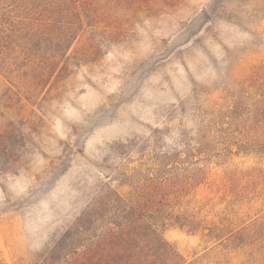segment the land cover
Returning a JSON list of instances; mask_svg holds the SVG:
<instances>
[{"label":"rangeland","instance_id":"1","mask_svg":"<svg viewBox=\"0 0 264 264\" xmlns=\"http://www.w3.org/2000/svg\"><path fill=\"white\" fill-rule=\"evenodd\" d=\"M75 2L0 0V264H264V157L213 132L171 225L139 231L135 263L118 257V194L197 149L203 112L264 73V0H86L81 19ZM37 9L50 24L27 40ZM259 122L232 138L264 140Z\"/></svg>","mask_w":264,"mask_h":264},{"label":"trees","instance_id":"2","mask_svg":"<svg viewBox=\"0 0 264 264\" xmlns=\"http://www.w3.org/2000/svg\"><path fill=\"white\" fill-rule=\"evenodd\" d=\"M76 1L74 5L80 19L82 17L86 18L88 13L85 8L86 0ZM43 11L37 9V12L28 14L33 16L23 17V24L31 26L29 33L26 35L27 40L30 39L32 34L34 35L35 32L40 31L42 26H49L48 20L40 17L44 13ZM66 31L59 40L56 39L60 47L57 46V50H54L53 58L54 60L59 58V64L66 58L68 49L76 37V34ZM43 38L41 37V40ZM58 67L59 65L56 68ZM249 89H252L254 93L250 95L248 93ZM247 101H250V104H247ZM263 115L264 73H260L252 78L247 88H242L232 95H228L222 102L214 103L210 109L203 112L202 123L206 122V127L204 128L205 132L202 130L200 133L198 139L200 142L196 141L198 143L197 149L185 145L183 153H164L162 156L156 157L145 175H142L141 170H138L132 177V181L136 183L140 177H143V185L132 187L127 197L118 194V257L122 254L131 253L130 262L135 263L140 256L131 248H135L141 242L139 231L142 228H147L156 239H160L159 230L171 225L173 216L166 212L164 208L171 202L170 200H175L180 190L186 188L187 179L184 180L181 172L184 170L183 167L190 163V159H194L203 152L200 147L202 146V140L205 141L207 135L212 132V134L220 135L221 139L226 141V151L228 153H231L230 151L234 147L237 153H250L264 157V140L255 136L244 137L240 141L232 138L234 127L242 128L243 131L252 130L250 125H253L254 128L259 126L261 124L259 119ZM8 135L7 132L0 134V158L2 159L7 158L8 142L6 137ZM123 236L130 237L131 243L120 239ZM160 250L167 252L164 246H161Z\"/></svg>","mask_w":264,"mask_h":264}]
</instances>
